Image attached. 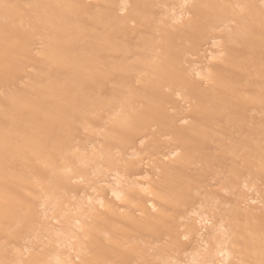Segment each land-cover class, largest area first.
<instances>
[{"label":"bare ground","instance_id":"bare-ground-1","mask_svg":"<svg viewBox=\"0 0 264 264\" xmlns=\"http://www.w3.org/2000/svg\"><path fill=\"white\" fill-rule=\"evenodd\" d=\"M214 34L211 65L187 69ZM143 152L141 185L125 176ZM112 169L122 186L102 202ZM217 176L230 264H264V209L239 189L264 184V0H0V264L171 260L178 219Z\"/></svg>","mask_w":264,"mask_h":264},{"label":"rangeland","instance_id":"rangeland-1","mask_svg":"<svg viewBox=\"0 0 264 264\" xmlns=\"http://www.w3.org/2000/svg\"><path fill=\"white\" fill-rule=\"evenodd\" d=\"M174 7H176V6H174ZM176 9H178V7L172 9L173 10L172 12H174V13H180V15L182 17L185 16V12L183 13V11L180 8H179L180 10H176ZM216 36H217V34L212 35V37L211 36L208 37L210 40L212 39L211 42H209L210 40L208 38H207L208 40L206 39V41L205 40L203 42L200 41L201 43L199 44V46H201V48H199V46H198L197 49H199L198 50L199 52L198 51H195V52H198V53H196V55H194L195 52H193V51H192L193 52L192 53L193 55L191 53H189L190 55L188 54L189 57L187 56V58H186V59H188V61H187L188 63L185 62V63L189 64V65L186 66L187 69L190 70V68L192 67L191 68L192 72L195 71L194 73H196V72H201L206 67H208L209 65H211V63L208 60L209 59V56L210 55H213L215 52L217 53V51H220V48L219 47L216 48L217 47L216 43L219 41V38H218L219 36H217V37ZM214 44L216 46H214ZM203 47H204V49H203ZM207 61H208V64H207ZM195 64H196V66H195ZM190 65H192V66H190ZM203 66H204V68H203ZM178 100H175V101L172 102V103H174V106H175V104H177L176 106H179V104L177 103ZM169 104H170L169 105L170 107H174L173 104L171 106V103L170 102H169ZM181 104H183V103L181 102ZM183 106H185V104H183ZM240 111H241V109H237V110H234L233 112L236 113V114H239L240 113L242 115L243 114V111H241V112ZM178 115H180V113ZM184 115L186 117L188 114L186 112H184L183 115H181V116L183 117ZM177 117H178L177 119H181L182 118L180 116H177ZM138 137H135V138L137 139ZM141 140H142L141 137H139L137 139V141H135V139L132 140V141H134L132 143L133 145H131L132 148L128 146L129 147V150L127 148L126 149V152H125V155L127 157H129L128 155L131 154V152L133 150L134 151H136V150L138 151L139 149L142 150V148H143L142 145L144 144V142H142ZM173 146L172 147H168L166 149L164 148V152L163 153L165 154L166 157H171L172 155H174L173 153H175L176 151H178L177 150L178 148L176 149L175 148L176 146L175 147H173ZM175 149H176V151H175ZM143 153L144 154H141L142 156H140L141 159L143 158V160H140L142 162H139L138 163L139 167H136V170L134 168H131V171L129 170L130 173L128 171H126V174L128 172L129 175L128 174L127 175L125 174L126 175L125 176V179L127 178V179L130 180V178H131L132 180H135L136 182H138V184L140 183L141 185L146 184L150 180H153V178L155 177V176L152 175L154 172H152V170L150 171V168H148V166H147V164L149 163V161H148V158L149 157L145 156L146 155L145 152H143ZM144 157H146V158H144ZM132 169H134L135 172H133ZM115 170L116 169L113 170V173L111 171V173L109 172L110 174H108V175L106 174V177H104V179H102L103 183L105 182V185H107V187H106L107 189H106V191L104 190V194L101 193L102 197L104 198L103 199L101 197L102 202L107 201L108 199H109V201H111L112 200L111 198H112L113 193L116 192V191H119L120 189L119 190H117V189L122 186L120 184L121 186L119 187L118 186L119 183L116 182V178L118 180V178L120 177V175H119L118 171L117 170L115 171ZM116 176H118V177H116ZM220 177L221 176H219V177L217 176L214 180L213 179H212V181L209 180L210 182L207 181L208 182V184H207L208 191L206 189V194L208 195V200L210 198H212V199L209 200L210 202L208 201L205 204L204 202H202V199L201 198L200 199L199 198L196 199V201H195V199L192 200L193 203H192V201H190L191 203L189 202V204H187V206L185 207V210H184V214L186 213V217L182 213V215L180 216L181 218L178 219L179 220L178 221L179 224H177L178 225L177 227H178V232L179 233H181V234L183 233L184 234V231L187 232V231L191 230V227H189L188 225L191 226V224H192V228H193L192 231H189L190 233L188 232L189 233V236H187V234L186 235H183L182 234L184 236V237H182V235L180 236L178 234V236H180V238H181V239H179L180 240L179 247L182 250L180 251V249H179L180 252L174 253V254H176V255L178 254V255L176 256V255L173 254L174 256H171V260H170L169 257H168V259L156 260L158 262V264H166L165 263L166 261H167V264H230L232 262V259H231V261H229L230 258L228 256H226L228 254V251H229L228 250L229 249V243H228L229 242L228 241L229 238L227 236L229 233L227 232V235H225L224 233H226V230L227 231L229 230L228 229L229 226H227L228 225V222L225 219V214L224 213L226 212L227 209H229L228 207H230V202L233 201V200L232 201H230V200L233 199V197L231 198L228 193L225 194L226 192L224 193V191L222 193V191L220 190V188H221V186L219 187V185H221L220 184V179H219ZM258 178H259L258 180H261L263 182L264 179H262L260 177H258ZM241 180H242L241 187L242 186L243 187L245 186V188H243V187H242V189L239 188L240 190H242V193H244V196H243V194H241V196L244 197V199H242L243 202L240 200L243 197H241L239 199L240 200V203L242 202L241 204L239 203L241 205L240 207H242V206L245 207V208L248 207L247 209H251V211L255 213V214L254 213H252V214H254L256 218L257 217L259 218L260 212L263 211V210L261 211V209H264V197L261 198L263 196L262 194H263V191H264V189H263L264 184H262L261 182L256 181V183L254 185H250L249 186V184L246 183L247 181H245V177L244 176H242V179ZM260 184L262 185V187H261ZM217 189L220 190L221 192L219 193ZM239 189H238V192H241V191H239ZM76 190H74V192H77L76 193V196H78L80 198V201H85L86 202V201H88L87 199H90V201H91V200H93V197H94V202L97 199L96 200L97 201L96 204L95 203L94 204L95 205H98V200H100L98 198H99V196H101L99 193H97V192L94 193V190L91 191L92 189L90 190L89 188L87 190H84V188L83 189H77L76 188ZM260 191H262L261 192L262 193L261 195H260ZM111 192H113V193H111ZM216 192H218V193H216ZM211 193H213V194H211ZM215 193H216V195H215ZM72 194L74 195V193H72ZM214 195H215V197H214ZM222 195H224V196H222ZM78 197H76V198L74 197V198L77 199ZM75 199H74V201H76V202L79 201L78 199H77L78 201L75 200ZM239 200H238V202H239ZM74 201H72V205L70 204L71 209H72V207L74 208V206L77 205V204L75 205L76 202L74 203ZM91 202H93V201H91ZM82 203H84V202H82ZM116 203H117V201H116ZM78 204H80V202ZM117 204H118V206L120 208L121 204L120 203H117ZM146 205L149 207L150 202H149V205H148V203ZM202 211H203V214L201 213ZM263 212L261 214H262V218L264 220V213ZM199 214H201V215H199ZM261 214H260V217H261ZM223 215H224V218H223ZM52 220H53V218H52ZM52 220L49 219L48 221L50 222ZM48 221H47V224H49ZM54 221H56V220L54 219ZM54 221L51 222L52 223L51 224V227H50V225H48V226L52 229V231L59 232L57 228H59V230H60V227H58V226H60V224L58 223V221L57 222H54ZM52 225H53V227H52ZM187 226L190 228L189 230H188ZM49 227H48V229H49ZM164 238H165L164 236L163 237L161 236L160 240H164ZM214 240H215V242H214ZM216 240H217L218 244H217ZM71 242L74 243L73 241H71ZM162 242H160V244ZM26 243H27V241L26 242L23 241L22 243H20L21 244L20 245V249H23L22 250L23 252H24V248H22L21 246L22 245H24L23 247L27 246ZM73 245L74 244H72V246H70L71 249H72ZM215 246H216V249L219 251V253L215 249ZM209 249H211V252L213 251V249H215L214 250V253H216L215 256L218 253V255L216 257L214 256V254H212L214 256V258H212V256H211V260L213 259L212 261L211 260L209 261V259H208V257H210L209 254H211V253H209L210 252ZM70 251H68V252H70ZM73 251H74V249H73ZM73 251L70 252V254H68L69 257L68 256H65V257H67L66 262H68V264H75V263L78 262V257L76 255V252L74 254ZM149 253L152 255L153 251L152 250H149ZM206 256H208V257L206 258ZM205 260H207V261H205ZM208 261H209V263H208ZM66 262H65V264H66ZM157 262L154 263V264H157Z\"/></svg>","mask_w":264,"mask_h":264}]
</instances>
